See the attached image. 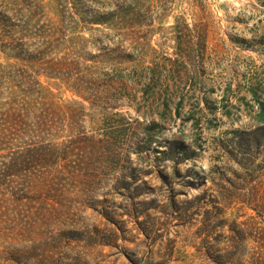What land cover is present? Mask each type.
Returning a JSON list of instances; mask_svg holds the SVG:
<instances>
[{
	"label": "rangeland",
	"instance_id": "rangeland-1",
	"mask_svg": "<svg viewBox=\"0 0 264 264\" xmlns=\"http://www.w3.org/2000/svg\"><path fill=\"white\" fill-rule=\"evenodd\" d=\"M0 84V113L11 102L20 108L29 91L53 109L79 102L73 120L61 121L58 142H75L73 162L85 144L90 172L103 184L97 194L71 193L65 205L76 211L56 213L55 225L41 228L50 242L44 258L0 256V264H215L200 252L195 198L214 182L244 175L236 163L225 172L227 162H254L253 176L264 172L257 168L264 146L248 134L264 104V0H0ZM154 121L160 125L152 148L166 144L167 160L158 150L137 152L135 142ZM155 162H171L170 171L172 162H182L173 186L183 180L197 186L177 197L193 224L177 219L161 192L149 211L159 223L156 242L117 229L116 244L94 243L97 228L109 234L99 211L128 209L119 179ZM156 176L144 178L156 187ZM68 222L85 224L81 240L69 238L76 235ZM205 233L212 242L220 238L218 231ZM11 249V241L0 246Z\"/></svg>",
	"mask_w": 264,
	"mask_h": 264
},
{
	"label": "trees",
	"instance_id": "trees-1",
	"mask_svg": "<svg viewBox=\"0 0 264 264\" xmlns=\"http://www.w3.org/2000/svg\"><path fill=\"white\" fill-rule=\"evenodd\" d=\"M28 94L29 98L24 100L20 108L11 102L0 113V246L11 241L12 247L8 252H0V256L6 260L44 258V246L50 242H44L41 238V228L55 225L56 213L69 216L72 211H76L72 206L65 205V200L74 191L84 196L97 194L101 185L103 187L94 178L86 162L84 154L87 146L82 144L77 147L81 156L79 162H73L75 142L72 139L58 142L62 131L61 121L69 118L73 120L79 102L69 101L53 109L51 104L47 106L34 102L30 91ZM36 104L41 106L37 107ZM258 106L254 125L248 134L253 137L252 144L264 146V104L259 103ZM39 108L41 112L34 114ZM159 125V122L154 121L146 126L143 140L135 142V145L137 152L158 150L162 159L167 160L171 152L166 144L159 143L152 148L156 143L152 131ZM69 127V133H73V126ZM77 137L80 138V132ZM170 163L155 162L149 170L140 169L139 174H135L138 169H132L129 178L119 179L117 186L130 201L126 206L128 209L122 213L107 209L99 211L106 218L105 226L109 234H99L101 231L97 228L90 239L94 243L116 244L119 229L129 233L137 231L138 235H145L146 241L156 242L159 223L151 217L149 211L154 209L153 202L157 200L153 198L154 195L158 196L161 192L170 200L166 206L178 212L177 219L193 224L188 218V208H183L177 197L197 186L193 181L183 180L180 188L176 189L173 179L180 174L182 162H172L175 164L174 171L169 170ZM230 163H236L244 175L237 177L236 181L226 179L221 183L214 182L210 187H206V181L199 185L200 189L206 187L195 198L200 200V205L195 206L201 224L200 252L215 264H226V261L231 264H264V172L261 176H253L256 172L254 162H249V165L244 162H227L222 166L225 172L232 169L233 166L228 165ZM257 168L264 170V165ZM153 173L157 174L159 182L156 187L144 178ZM257 177H261V180L254 183ZM136 199L138 202L134 203ZM141 207H146V210ZM251 210L254 214L249 213ZM125 215L127 219H123ZM129 224H133L132 229L128 228ZM66 225L68 232L76 235L69 237L71 240H81L79 235L86 233L82 230L85 224L68 222ZM209 230L218 231L220 238L212 242L210 234L205 233ZM204 234L205 238H202ZM205 245H208V251L203 253ZM69 257L67 254L65 258Z\"/></svg>",
	"mask_w": 264,
	"mask_h": 264
}]
</instances>
